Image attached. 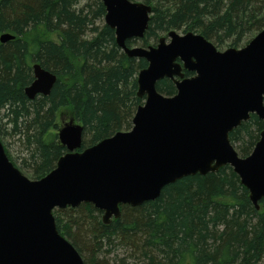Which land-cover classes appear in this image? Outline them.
Here are the masks:
<instances>
[{
	"label": "trees",
	"instance_id": "trees-1",
	"mask_svg": "<svg viewBox=\"0 0 264 264\" xmlns=\"http://www.w3.org/2000/svg\"><path fill=\"white\" fill-rule=\"evenodd\" d=\"M139 1L153 11L144 38L129 46L156 44L176 30L202 34L218 49L241 48L264 28V0ZM105 14L102 0H0V35L15 36L0 41V139L31 179L46 176L67 152L58 136L64 109L83 126L82 150L130 130L144 103L138 74L148 62L117 45ZM36 62L57 81L49 95L30 99L25 89ZM157 88L177 91L168 78ZM263 129L252 114L230 133L240 156L252 152ZM6 138L19 144L15 158ZM121 210L109 224L91 203L57 208L54 216L84 264H264V200L257 209L230 165L183 177L157 199Z\"/></svg>",
	"mask_w": 264,
	"mask_h": 264
},
{
	"label": "water",
	"instance_id": "water-1",
	"mask_svg": "<svg viewBox=\"0 0 264 264\" xmlns=\"http://www.w3.org/2000/svg\"><path fill=\"white\" fill-rule=\"evenodd\" d=\"M102 1L117 45L129 57L148 62L138 74L144 103L130 130L82 150L83 126L65 123L58 136L67 152L41 179L26 176L0 139V264H84L58 230L55 209L91 203L109 224L121 216L122 205H142L183 177L226 165L239 175L257 209L264 200V129L246 157L230 140V133L252 114L264 121V28L241 48L221 50L202 34L176 30L156 45L129 46V40L144 38L152 6ZM14 38L0 35L1 43ZM33 74L26 95H49L57 75L38 62ZM165 78L174 81L175 94L158 90Z\"/></svg>",
	"mask_w": 264,
	"mask_h": 264
},
{
	"label": "rangeland",
	"instance_id": "rangeland-1",
	"mask_svg": "<svg viewBox=\"0 0 264 264\" xmlns=\"http://www.w3.org/2000/svg\"><path fill=\"white\" fill-rule=\"evenodd\" d=\"M137 1H139V0H137ZM179 32L182 33V31H179ZM157 43H158V41L156 42V44ZM156 44H152V45H156ZM136 45H140V43L137 42ZM224 49H221V50H224ZM59 118H60L61 126L64 125L66 122L70 121L71 118H70L69 109H64L63 114H61V116ZM6 140H7L6 142L8 144V149H9L11 155L15 158L18 155L17 151H19V144L15 141L14 138H6Z\"/></svg>",
	"mask_w": 264,
	"mask_h": 264
},
{
	"label": "flooded vegetation",
	"instance_id": "flooded-vegetation-1",
	"mask_svg": "<svg viewBox=\"0 0 264 264\" xmlns=\"http://www.w3.org/2000/svg\"><path fill=\"white\" fill-rule=\"evenodd\" d=\"M160 39V38H159Z\"/></svg>",
	"mask_w": 264,
	"mask_h": 264
}]
</instances>
